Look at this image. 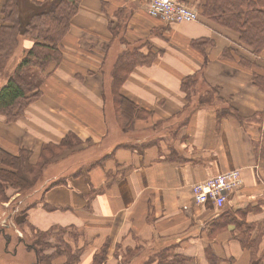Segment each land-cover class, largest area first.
Instances as JSON below:
<instances>
[{
    "label": "crops",
    "instance_id": "1",
    "mask_svg": "<svg viewBox=\"0 0 264 264\" xmlns=\"http://www.w3.org/2000/svg\"><path fill=\"white\" fill-rule=\"evenodd\" d=\"M183 1L198 11L200 0ZM147 8L148 0H80L59 44L62 60L41 77L39 98L16 121L0 118V148L30 154L33 165L44 145H59L69 134L82 143L52 164L80 166L47 174L16 221L39 231L83 230L92 250L78 264H94L106 243L100 264H140L139 255L147 261L152 248L164 245L185 264H250L229 218L245 212L256 229L264 221V93L252 84L250 69L222 57L226 47L246 52L236 32L200 15L166 23ZM205 39L213 42L202 53L193 43ZM23 44L20 60L33 41L25 37ZM132 50L154 61L141 60L120 88L139 110L124 126L105 69ZM198 74L217 90L212 102H200L212 94L182 91L183 80ZM90 149L95 156L86 162ZM233 169H240L242 183L222 209L194 202V183ZM25 259L18 247L0 253V264H34L35 254Z\"/></svg>",
    "mask_w": 264,
    "mask_h": 264
},
{
    "label": "trees",
    "instance_id": "2",
    "mask_svg": "<svg viewBox=\"0 0 264 264\" xmlns=\"http://www.w3.org/2000/svg\"><path fill=\"white\" fill-rule=\"evenodd\" d=\"M79 3L80 0H6L2 8L5 25L0 27V75L4 72L12 52L20 43V36L24 35L33 41L32 47L24 54L17 68L7 76L6 83L0 87V118L4 117L7 123L20 118L25 108L40 96V84L31 82L24 75L23 70L36 69L43 78L60 64L62 54L59 44L68 32L70 21L76 14ZM197 12L207 20L239 35V43L246 52L242 53L235 48L226 47L222 51V57L235 60L240 66L250 69L252 84L264 93V0H200ZM212 42L205 39L194 42L193 45L204 53L205 48ZM141 60L151 64L154 57L149 55L144 57L136 50L125 51L119 55L110 73L113 101L118 118L124 126L131 122L139 110L134 103L120 94V88L134 67L142 63ZM181 89L187 93L188 97L190 93L201 91L212 94L208 96L210 100L205 98V100H199L201 103L212 102L213 95L217 92L203 79V74L184 79ZM220 113L223 114L224 111ZM80 144L81 141L75 135L69 134L59 145H44L41 148L39 161L35 165L30 163V154L23 152L19 156H13L0 148V197L8 201L7 190H16L20 193L31 189L41 177V171L44 170L43 163H48L47 154L53 155L56 149L69 150ZM59 182L62 181L58 180L55 184ZM239 214L240 220L229 218V222L235 224L240 230L239 235L234 236V239L239 241L244 250L250 252V264H264V247H262L264 221L256 229L255 225L245 221V212ZM221 215L229 216L227 213ZM55 230L56 234L61 235L62 238L54 239L53 231ZM32 231L35 235L30 241L29 249L35 254L34 264L79 263L83 249L76 247L73 250L70 243L64 240L65 236L74 239L77 236V230L73 232L72 228H52L48 231H39L32 228ZM252 232L254 236L251 235ZM52 241L55 243L54 246ZM171 247V245H164L152 248L151 251L154 253H149L151 254L149 259L140 264L189 262L187 258L170 251ZM102 248L103 255L99 263L105 261L108 244L106 243ZM211 261L218 262L219 259L214 258Z\"/></svg>",
    "mask_w": 264,
    "mask_h": 264
},
{
    "label": "rangeland",
    "instance_id": "3",
    "mask_svg": "<svg viewBox=\"0 0 264 264\" xmlns=\"http://www.w3.org/2000/svg\"><path fill=\"white\" fill-rule=\"evenodd\" d=\"M24 39H25L24 35H21L20 40H19L20 43L14 49L11 56L9 57V60L7 62L8 64L6 65L4 72L0 75V86H3L6 83L7 76L9 74H11L12 72H14V70L17 68V65L21 61L19 57H21L23 52H24V44H23ZM105 70H106L107 75L109 76V79L111 80L110 73L112 70V66L111 65L108 66ZM23 73L25 76H27L30 79L31 82H33L35 84H38L41 80V75H40L39 71L36 69L25 68L23 70ZM201 90H204V89H201ZM108 92L111 93V89H108ZM76 147L77 146H75L73 148H76ZM73 148H71L70 150H72ZM65 151H67V150H65V148L56 149V151L54 152L53 155L47 154L46 159H47L48 163L47 164L43 163L42 167H44V170L41 171V177L31 189L20 192L19 193V195L21 194L20 196H18V192L16 190H11V189L7 190L6 196L8 198L10 197V195L12 193H15V194L17 193V195L15 196L16 197L15 200L12 199L10 201V199H9V201H4L2 199V197H0V253H3L6 246L8 247L9 253H12V251L14 249L16 250L18 247L20 258L22 259V258L26 257V259L22 260V261L29 263L32 260H34V253L31 249H29L30 243H31L30 241L33 239V236L35 235L34 231H32V227H30L29 225L18 224L16 219L20 214L25 213V211L34 203V201L36 199L34 196L35 195L34 191L40 189L39 185H41L42 181L44 180V177L47 174L50 176L51 174H58L62 171L66 172L67 169L72 170V169L76 168L77 166H80L78 161H76V162L72 161L71 163L65 162V163L59 165V167H56V165H52L54 163V161L56 160V158L61 156L60 154L64 153ZM95 152H96V150L90 149L86 162L93 160V158L95 156ZM39 158H40V156H39ZM29 160H30V158H29ZM46 171H48V172L46 173ZM31 176H33V174H31ZM10 191H12L11 194L9 193ZM1 204L5 205L7 207L4 206L2 208ZM55 229H59V228H55ZM72 231L75 232L76 229H72ZM53 235H55L54 239L62 238L61 235L56 234V230L53 231ZM76 235L77 236L74 238L75 240L72 238H68L66 236H65L64 240L67 243H70V246L73 250H75L76 247H81L83 249V252L87 251V250L91 251L92 250L91 247L87 248L84 245V244H86V243H84V237L86 236L84 231L80 230L76 233ZM75 242H77V244ZM53 244H55V243H53V241H52V245ZM49 251H51V250H49ZM102 251L103 250H100L101 254H100V252L95 254L94 264H100L99 260H100V258H102V255H103ZM29 252L32 253L31 254L32 260L30 258H28V256L22 255V254H27ZM152 252L153 251H151L150 253L152 254ZM142 256L143 255H139V262L140 263L144 262V257H142ZM128 259H129V257H128Z\"/></svg>",
    "mask_w": 264,
    "mask_h": 264
},
{
    "label": "built area",
    "instance_id": "4",
    "mask_svg": "<svg viewBox=\"0 0 264 264\" xmlns=\"http://www.w3.org/2000/svg\"><path fill=\"white\" fill-rule=\"evenodd\" d=\"M147 13L150 17L166 23H191L199 18L198 12L182 0H148ZM242 183L240 169H233L211 176L192 185L195 203H212L222 209L230 194Z\"/></svg>",
    "mask_w": 264,
    "mask_h": 264
}]
</instances>
